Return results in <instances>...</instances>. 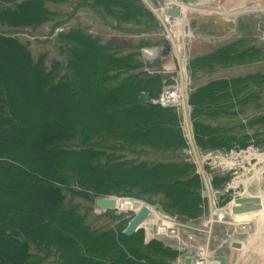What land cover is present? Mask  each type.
Listing matches in <instances>:
<instances>
[{
  "label": "trees",
  "instance_id": "1",
  "mask_svg": "<svg viewBox=\"0 0 264 264\" xmlns=\"http://www.w3.org/2000/svg\"><path fill=\"white\" fill-rule=\"evenodd\" d=\"M66 3L118 36L104 41L87 28H64L68 19L47 6ZM244 21L238 20L243 34L233 42L187 64L202 154L264 150V70L219 77L264 64V45L255 44ZM45 26L43 43H52L53 60L47 52L34 58L30 42L15 35L34 36ZM159 27L142 0H0V264H175L181 258L174 243L146 239L143 229L124 235L131 217L94 209L97 198H132L160 204L183 223L206 216L202 178L183 154L187 139L177 107L156 103L173 76L144 68L141 51L167 44L146 39ZM254 30L264 35L259 23ZM145 56L152 61L162 54ZM205 170L223 192L217 203L223 208L232 176ZM130 202L116 200V207L135 211ZM101 219L106 224L93 225Z\"/></svg>",
  "mask_w": 264,
  "mask_h": 264
},
{
  "label": "water",
  "instance_id": "2",
  "mask_svg": "<svg viewBox=\"0 0 264 264\" xmlns=\"http://www.w3.org/2000/svg\"><path fill=\"white\" fill-rule=\"evenodd\" d=\"M142 2L159 21L160 30L164 33L168 32L169 34V38L166 40L169 44H166L162 48H156V50L160 51L165 60L169 56L171 43L177 41L174 29L184 27L194 19H196L200 24L209 21L224 27L237 17L252 12L264 13V0H170L163 7L155 5L152 0H142ZM145 50L149 51L151 49L147 48ZM185 50L186 65L183 66L184 74H182V78L185 98L184 104L187 110L186 120L184 116L185 112L182 108L177 104L175 106L177 107L178 115L183 118L185 122L183 134L187 139L188 149H185L183 153L185 155L189 153L194 154L196 159V173L201 176L203 181V190L201 195L204 199L208 198V195H210L209 207L211 209L212 222L209 223L210 226H208V228L205 227L202 229L201 227H193L190 224L176 220L168 214L160 204H155L152 207L159 218L155 217L154 212L151 208H149V206L144 205L139 210L134 212L132 218L124 229L123 234L126 236H132L138 230L143 229L144 231L149 232L154 239L167 241L169 238L156 233V226L162 219L169 222L172 221L178 226L180 240L185 239L198 243L204 242V244H207L208 250L211 251V249L215 247V245L212 244V240L217 230L222 228L223 225L226 224V221L231 220V217H236L238 215L260 212L263 206L261 198L258 196L236 198L231 201L233 202V206L230 208L228 218L223 216L221 220H217L216 205L220 200L221 194L212 185L211 178L203 166L205 158L202 156L194 139L191 118L192 108L189 105L190 71L187 69L188 58L186 47ZM163 66V60L144 61L145 70L151 74L165 73L166 68ZM180 69L179 65L176 64L174 71L180 72ZM169 88L173 89L174 86H170ZM139 102L143 105L147 103V96L145 93L140 94ZM152 103H154V101H152ZM186 126L188 128V136L185 131ZM117 199L118 198L116 197L97 198L94 201V209L98 211H115V215H119L117 212L118 209H116ZM225 246L226 244L223 245V248L213 251L212 255L207 258L206 264H227V248ZM230 246L236 249L240 248V245L237 243H232ZM179 251L181 253L183 264L193 263V254L186 252L184 248H180ZM230 264H264V209L257 219L247 245L233 257Z\"/></svg>",
  "mask_w": 264,
  "mask_h": 264
},
{
  "label": "rangeland",
  "instance_id": "3",
  "mask_svg": "<svg viewBox=\"0 0 264 264\" xmlns=\"http://www.w3.org/2000/svg\"><path fill=\"white\" fill-rule=\"evenodd\" d=\"M155 5L159 7L165 6L170 0H152ZM50 10L60 12L64 16V19L67 18L68 21L66 22L64 28L69 27H81V28H87L88 31L94 35H99L102 40L107 41L112 38L117 37L118 35L109 29L105 28L96 18H94L91 13H89L86 10L79 9L75 12H72L73 6L70 3L61 4V5H53L49 4L47 6ZM241 18H246V21H244L245 24L251 23L253 30L251 31V38L257 40L255 42L256 45H264V35L259 30H254L255 27L259 23L260 28H264V13L260 12H252L240 17L235 18L230 23L225 25L224 27L219 26L217 24L211 23L209 21L199 23L196 19L189 22L184 27L174 29L175 35L178 38V43L181 45V53L177 55V64L179 67H183L186 65V55L184 54V50L182 49V45L186 44L187 42H193L192 43V50L195 51L193 55L203 54L211 50L217 45L223 44L228 41H234L238 36L242 35L243 32L238 31L237 22ZM243 21V20H242ZM63 29V27H62ZM49 27L45 26L43 27L39 34L30 36L26 35L25 33H18L15 34L21 41H29L30 42V50L32 52V55L34 58H36L39 54L47 52L48 53V59L53 60L57 58V55L55 51L52 48V43L44 45L43 40H45L48 37ZM168 32L164 33L160 30L159 33L152 37H147L146 39L149 40V42L154 43L157 42L159 39H165L168 40ZM167 44H169L167 42ZM155 59L163 60L162 57H157ZM170 59V58H169ZM173 60V58H171ZM169 60V63L171 62ZM172 63V62H171ZM258 70H264V64L244 68V69H238L233 70L229 72H222L219 74V77H232L236 75H243L250 72H255ZM167 74L172 75V79H174V83L171 86H176L175 88H182V90L177 94L179 106L183 110V105H181L184 94H183V81L182 76L179 71L176 72H168ZM180 83V84H179ZM175 88L173 90H175ZM190 88V84H189ZM172 94V93H171ZM181 103V104H180ZM182 120V129L184 128V120ZM184 123V124H183ZM243 153L233 152L232 154L227 155L226 159H220V153L214 152V153H208L212 157V161L205 160L203 162V166H208L211 170H213L216 174H227L229 173L232 176L228 192H230V200L228 202H231L235 198H241L245 196H259L262 200V205L264 209V150H255L253 148H249L246 150H243ZM207 154V155H208ZM206 155V154H203ZM225 155V154H223ZM186 156L190 157V159L193 161V163L196 162V159H194V156L191 154H186ZM224 157V156H222ZM218 158V159H217ZM259 178V181H258ZM233 182V183H232ZM225 192V191H224ZM222 195L223 192H220ZM221 199V197H220ZM117 200H129L134 202H141L139 200H135L132 198H118ZM206 202H210V195H208V198H206ZM220 202V200H219ZM136 206V205H135ZM141 208V205L136 206V210H139ZM216 216L218 220V216H220L219 210L222 211V216H225L228 218L229 216V208L230 206L219 208L216 207ZM118 213L119 215L125 216V217H131L134 214L133 211L129 210H122L119 208ZM262 209V210H263ZM155 217L159 218L156 214V212L151 209ZM97 211V210H96ZM97 212H104V211H97ZM115 212V211H114ZM262 212V211H261ZM260 212V213H261ZM260 213H253L248 215L249 217L247 219H244V221L238 225H234V223L231 220L226 221L225 225H223L222 228H219L217 231L222 230L226 231L223 236L220 238V240L216 241L212 240V244L215 245L211 251L208 250L207 244H204V242H191L187 244H191L194 248V251L202 248L207 252L208 257H210L213 253V251H216L218 249L223 248V245L226 244V250H227V264H230V261L233 259V257L239 253L241 250L245 248L247 245L249 239L251 238L252 232L254 230L255 224L257 222V219L260 215ZM96 215H99V213H95ZM251 216V217H250ZM253 216V219H252ZM203 218H206V220H202ZM199 219L198 221L194 223H187L192 225L193 227H201L204 229L205 227L208 228L210 226L209 222H212L211 220V209L210 212L206 211V216ZM162 220V219H161ZM166 221V220H163ZM106 224V221L104 219H101L99 221H96L93 225L94 226H100ZM168 224L174 225L175 223L172 221H168ZM231 224V226H230ZM175 228V227H174ZM178 228V227H177ZM177 228L175 230H177ZM201 230V229H200ZM216 235V234H215ZM182 241H187L183 239ZM185 244L184 242H182ZM237 243L240 245V248H232L230 244ZM194 251L189 252L190 254H193Z\"/></svg>",
  "mask_w": 264,
  "mask_h": 264
},
{
  "label": "built area",
  "instance_id": "4",
  "mask_svg": "<svg viewBox=\"0 0 264 264\" xmlns=\"http://www.w3.org/2000/svg\"><path fill=\"white\" fill-rule=\"evenodd\" d=\"M144 53L145 54V52H147L145 49H143L142 51H141V53ZM153 57H155V55H152ZM180 84V83H179ZM171 85H165L164 87H163V89H162V92H161V94H160V96H159V98H158V100L156 101V103H158V104H160L161 106H164V107H168V106H175L177 103L175 102V99H172V102H170V96H169V94L170 93H175V91L173 90L175 87H177L178 85H176V86H174V88L173 89H171V88H169ZM173 87V86H172ZM188 149V148H187ZM244 151H239L238 153L240 154V153H243ZM233 152H230V154H232ZM189 154H191V153H189ZM202 154V153H201ZM193 156H194V154H192ZM202 156L205 158V160H209V161H212L213 159L211 158L212 156L211 155H203L202 154ZM226 159L227 157H220V159ZM194 159H195V157H194ZM218 159V158H217ZM195 164V163H194ZM196 165V164H195ZM228 189H229V185L225 188V192H228ZM240 198V197H239ZM236 199V198H235ZM234 200V199H233ZM208 203V205H209V202H207ZM130 204L131 205H136V206H138V205H141V207L142 206H144V205H147V206H149V208H152L153 206H150V205H148V204H146V203H144V202H130ZM217 206V205H216ZM227 206H230V208L233 206V202H228L224 207H226L227 208ZM230 208H229V213H230ZM129 211H133V212H135L134 210H129ZM219 212H220V216H218V220H221V218L223 217L222 216V211L221 210H219ZM231 221H233V222H236V223H234V225H238V224H240V223H242L244 220L243 219H241V218H238L237 216L236 217H231ZM209 223H211V222H209ZM241 225V224H240ZM230 226H231V224H230ZM175 227V228H174ZM178 226L177 225H170V224H168V221H163V220H160L159 221V223H158V225L156 226V233L157 234H160V235H163V236H165V237H167V238H170V239H173V240H175L176 242H177V244H178V246L180 247V248H184L183 246L185 245V244H183L182 242H188V243H191L192 241H190V240H187V241H182V240H180L179 239V229L177 228ZM177 228V230H175ZM187 252V251H186ZM207 258H209L208 257V254H207V252H205V250L204 249H202V248H199V249H197V250H195L194 251V253H193V263L192 264H206V260H207ZM179 261H181V264H183V260H182V258H180L179 260H178V263H179Z\"/></svg>",
  "mask_w": 264,
  "mask_h": 264
},
{
  "label": "crops",
  "instance_id": "5",
  "mask_svg": "<svg viewBox=\"0 0 264 264\" xmlns=\"http://www.w3.org/2000/svg\"><path fill=\"white\" fill-rule=\"evenodd\" d=\"M177 40H178V38H177ZM230 42H233V41H228V42H225V43H223V44H226V43H230ZM192 41L189 43V42H187L186 44H183L182 45V49L184 50V54L186 55V50H185V47L187 48V58H188V62H189V60L192 58V57H195V56H198V55H202V54H198V55H193L194 53H195V51L194 50H192ZM220 45H222V44H220ZM217 46H219V45H217ZM181 45L178 43V41H176V42H173V43H171V50H170V52H169V56H168V58L165 60V59H163V64H164V66L163 67H165L166 68V72L165 73H168V72H171V71H173V72H176V71H174V68H175V65L177 64L176 62H177V55H179L180 53H181ZM216 47V46H215ZM156 48H162V47H152V48H150L151 50L153 49H155L156 50ZM142 54V59H143V61H146V60H150V58H148V56H145V54L142 52L141 53ZM204 54V53H203ZM170 58V59H169ZM171 58H173V60H171ZM169 60H171V62L169 63ZM151 61V60H150ZM188 64V63H187ZM163 74V73H162ZM172 95L174 96L175 94H173L172 93ZM176 96V95H175ZM187 135V134H186ZM249 148H253V147H248L247 149H249ZM253 149H255V148H253ZM255 150H257V151H259L258 149H255ZM184 151V150H183ZM184 154V153H183ZM230 154V153H229ZM229 154H226V155H221L220 157H222V156H224V157H226L227 155H229ZM185 155V154H184ZM207 208H208V211L210 212V207H209V205H208V203H207ZM263 209V208H262ZM262 211V210H261ZM260 211V212H261ZM259 212V213H260ZM238 218H240V217H238ZM202 220H206V218H203ZM146 232V231H145ZM226 231H222V230H219V231H217L216 232V235L214 236V240H216V241H218V240H220V238L223 236V234L225 233ZM151 238H153L152 237V235L149 233V232H146V239H151ZM167 242H170L171 244L172 243H174L173 245H175V247L176 248H178V249H180V247L178 246V244H177V242L175 241V240H173V239H170L169 238V240H167ZM188 242H185V245L183 246L184 247V249H185V251H187V252H192V251H194V248L192 247V245L191 244H187ZM180 259V258H179ZM179 259H177L176 261H175V264H181V261H179V263H178V260Z\"/></svg>",
  "mask_w": 264,
  "mask_h": 264
},
{
  "label": "bare ground",
  "instance_id": "6",
  "mask_svg": "<svg viewBox=\"0 0 264 264\" xmlns=\"http://www.w3.org/2000/svg\"><path fill=\"white\" fill-rule=\"evenodd\" d=\"M154 60H159V59H154ZM180 72H181V76H182V74H184L183 73V67H181V69H180ZM182 81H183V78H182ZM182 90V88H175V93H173V94H175L174 96L170 93L169 94V96H170V102H172V99H175V102L177 103V105H179V102H177L178 101V97H177V94L180 92ZM183 94H184V89H183ZM184 100H185V98L183 97V100H182V104L181 105H183V111L185 112V114H184V116H185V120H186V115H187V110H186V108H185V104H184ZM184 124V123H183ZM185 131L187 132L186 134H187V136H188V128H187V126H186V128H185ZM211 197H212V195H211ZM117 208V207H116ZM157 219V218H156ZM155 219V220H156ZM171 225V224H170Z\"/></svg>",
  "mask_w": 264,
  "mask_h": 264
},
{
  "label": "flooded vegetation",
  "instance_id": "7",
  "mask_svg": "<svg viewBox=\"0 0 264 264\" xmlns=\"http://www.w3.org/2000/svg\"><path fill=\"white\" fill-rule=\"evenodd\" d=\"M264 174V173H263ZM263 179H264V176H263ZM258 181H259V178H258ZM233 183V182H232ZM230 185V184H229ZM245 197H248V196H245ZM250 197V196H249ZM259 197V196H258ZM243 198V197H242ZM262 201V200H261ZM263 206V205H262ZM228 207V206H227ZM256 213H259V212H256ZM250 214H252L253 215V213H249V214H242V215H238L237 217H240L241 219H247L249 216L248 215H250ZM251 217V216H250ZM252 219H253V216H252Z\"/></svg>",
  "mask_w": 264,
  "mask_h": 264
}]
</instances>
